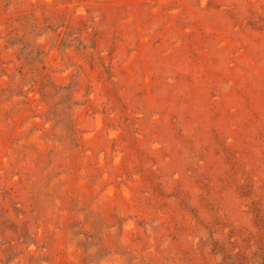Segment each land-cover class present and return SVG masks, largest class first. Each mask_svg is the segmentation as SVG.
I'll list each match as a JSON object with an SVG mask.
<instances>
[{
	"label": "rangeland",
	"instance_id": "374dc122",
	"mask_svg": "<svg viewBox=\"0 0 264 264\" xmlns=\"http://www.w3.org/2000/svg\"><path fill=\"white\" fill-rule=\"evenodd\" d=\"M0 264H264V0H0Z\"/></svg>",
	"mask_w": 264,
	"mask_h": 264
}]
</instances>
